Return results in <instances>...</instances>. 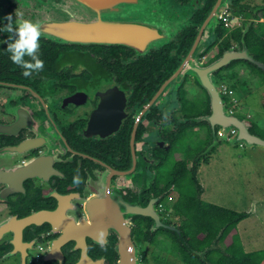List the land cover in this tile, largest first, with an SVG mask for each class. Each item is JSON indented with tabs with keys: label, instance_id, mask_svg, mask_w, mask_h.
Here are the masks:
<instances>
[{
	"label": "flooded vegetation",
	"instance_id": "af4514ba",
	"mask_svg": "<svg viewBox=\"0 0 264 264\" xmlns=\"http://www.w3.org/2000/svg\"><path fill=\"white\" fill-rule=\"evenodd\" d=\"M55 1L0 0V15L39 22L44 60L25 77L0 44V264H118L119 222L138 249L149 230L161 229L135 210L155 208L177 224L175 180L183 162L190 170L208 155L214 137L209 93L191 72L240 49L246 26L233 19L253 21L259 10L234 11L236 2L256 7L247 0H154L177 28L161 43L134 47L47 32Z\"/></svg>",
	"mask_w": 264,
	"mask_h": 264
},
{
	"label": "water",
	"instance_id": "95a60500",
	"mask_svg": "<svg viewBox=\"0 0 264 264\" xmlns=\"http://www.w3.org/2000/svg\"><path fill=\"white\" fill-rule=\"evenodd\" d=\"M156 5L154 0H58L54 3L53 11L56 14L53 23L44 29L63 40L123 43L134 47H148L153 43H161L177 28L176 25H170L166 15ZM248 28L247 25L243 31L240 49L226 50L209 63L203 74L191 72L208 91L211 100L212 112L209 114V122L214 137L205 152H209L210 148L219 141L216 126L226 132L234 129L233 143L264 147V137L251 130V123L245 117L227 111L215 78L217 70L237 59L247 60L264 71V62L255 58L245 41ZM133 214L149 216L153 220V229L166 228L176 232L190 248L182 235V229L177 224L162 220V215L155 208L135 210ZM118 226L123 231L120 232L118 264H145L139 261V249L131 237L130 228L121 222Z\"/></svg>",
	"mask_w": 264,
	"mask_h": 264
},
{
	"label": "rangeland",
	"instance_id": "374dc122",
	"mask_svg": "<svg viewBox=\"0 0 264 264\" xmlns=\"http://www.w3.org/2000/svg\"><path fill=\"white\" fill-rule=\"evenodd\" d=\"M251 6H260L262 0H247ZM262 15H264L262 13ZM256 21V19H254ZM262 20V19H261ZM251 19L235 18L233 24L247 26ZM254 22V21H253ZM257 24V23H256ZM241 71L240 79L228 76L230 73ZM250 65L235 61L226 66L220 74L215 75L219 85L235 83L236 92L241 96L240 105L231 103L229 109L251 123V130L264 137V76L256 73ZM197 134H201L197 132ZM233 136L229 131L219 134V141L203 157L197 168L200 182L204 186L201 197L208 201L230 207L238 211H248L249 216L242 219L238 228L239 237L247 251L264 249V147L247 146L244 143H233ZM213 139L209 142V146ZM184 143V142H183ZM199 144V142H196ZM204 142L199 146L203 147ZM179 151H186L185 144ZM200 147V148H201ZM177 149V148H176ZM176 153H174L175 155ZM173 160V158H172ZM172 165V163L170 164ZM166 172V171H164ZM167 175V172H166ZM168 197L163 201H167ZM175 221H180L176 217ZM166 229V228H163ZM234 231V230H233ZM232 235V234H230ZM231 236L227 238L230 241ZM139 261L147 264H186L182 258L170 248V240L162 233L156 245L137 241Z\"/></svg>",
	"mask_w": 264,
	"mask_h": 264
},
{
	"label": "trees",
	"instance_id": "16d2710c",
	"mask_svg": "<svg viewBox=\"0 0 264 264\" xmlns=\"http://www.w3.org/2000/svg\"><path fill=\"white\" fill-rule=\"evenodd\" d=\"M232 7H234L235 12L246 11V16L251 15L253 10H259L258 13L254 14L257 19L250 24L245 35V41L255 58L264 62V15H262V13L264 14V4L253 8L236 2L232 4ZM241 33L242 29L237 28L232 32V35L237 40ZM241 62L247 63L257 71L256 73H262L264 76V71L255 64L247 60ZM228 76L235 79L236 73H230ZM261 78V82L264 84V78L262 76ZM222 84L226 83L220 85ZM228 86L232 89L233 94H225L226 98L230 97L231 103H237L235 97L241 99V96H238L236 92L237 86L235 83ZM199 159L197 158L198 163H194L190 170L186 168L188 162H183L180 177L177 180L174 179L179 185L180 195L172 203L170 212L173 217L179 218L180 221H177V224L182 229V235L190 248L179 238L176 232L169 229L161 228L156 232L149 230L150 232L144 238L149 244L156 245L160 239L159 234L165 233L170 240L171 250L177 253L186 264H264V249L247 251L239 233L235 231L238 223L250 213L208 202L201 197L204 186L197 174ZM177 169L179 167L176 166L174 170ZM229 236L231 239L227 241Z\"/></svg>",
	"mask_w": 264,
	"mask_h": 264
},
{
	"label": "clouds",
	"instance_id": "9594fccd",
	"mask_svg": "<svg viewBox=\"0 0 264 264\" xmlns=\"http://www.w3.org/2000/svg\"><path fill=\"white\" fill-rule=\"evenodd\" d=\"M15 13V10H14ZM0 44L5 46L8 58L19 65L22 75L31 77L44 67L39 55L41 29L38 21L22 17L20 13L8 12L0 15ZM74 182L79 177L74 175Z\"/></svg>",
	"mask_w": 264,
	"mask_h": 264
},
{
	"label": "built area",
	"instance_id": "2783aa9c",
	"mask_svg": "<svg viewBox=\"0 0 264 264\" xmlns=\"http://www.w3.org/2000/svg\"><path fill=\"white\" fill-rule=\"evenodd\" d=\"M224 14H225V15L228 14V13L226 12V10L224 11ZM220 17L224 20L226 26H228V25L230 24V20H229L228 17H224V16H222V15H221ZM220 90H221V92H222L223 94H231V93H232V89H230L229 86L226 85V84H222V85H220ZM220 131H221L222 133L224 132L222 129H221ZM230 133H231V134H234V133H235V130L232 129Z\"/></svg>",
	"mask_w": 264,
	"mask_h": 264
},
{
	"label": "crops",
	"instance_id": "0c3cea01",
	"mask_svg": "<svg viewBox=\"0 0 264 264\" xmlns=\"http://www.w3.org/2000/svg\"><path fill=\"white\" fill-rule=\"evenodd\" d=\"M241 221H242V220H241ZM241 221H240V222H241ZM240 222L238 223V225L240 224ZM238 225H237V228H238ZM243 245H244V244H243Z\"/></svg>",
	"mask_w": 264,
	"mask_h": 264
}]
</instances>
